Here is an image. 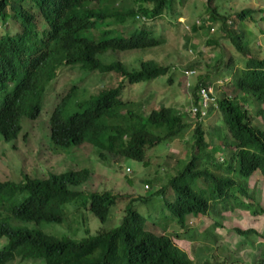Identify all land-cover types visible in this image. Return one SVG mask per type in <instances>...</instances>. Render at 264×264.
Listing matches in <instances>:
<instances>
[{
	"label": "trees",
	"instance_id": "1",
	"mask_svg": "<svg viewBox=\"0 0 264 264\" xmlns=\"http://www.w3.org/2000/svg\"><path fill=\"white\" fill-rule=\"evenodd\" d=\"M182 1L0 0V23L9 28L6 45L0 42V132L5 139L19 136L22 117L40 115L42 94L52 84L56 103L50 140L58 149L90 144L101 159L113 154L146 166L152 162L147 160L149 149L178 140L190 155L188 160L166 157L160 166L174 170L167 183L133 198L121 223L110 229L104 225L113 207L127 197L112 191L86 196L80 188L91 177L87 168L52 172L43 179L25 172L4 178L0 264H245L219 239L228 226L226 215L239 210L252 218L264 215L261 199L251 189L252 178L259 184L257 172L264 180V53L250 38L257 33L258 11L235 10L231 0L203 2L202 22L191 26L194 32H206L202 61L194 64L204 71L190 87L194 123L175 104L150 106L163 98L157 101L160 93L154 85H181L173 64L145 59L128 66L105 59L108 52L168 43L167 26L175 24V6ZM159 24H165L166 36ZM186 38L188 46L195 36ZM68 68L83 76L116 74L117 85L99 89L97 95L76 82L67 81L60 89ZM185 71L197 73L192 67ZM202 89L214 101L205 115H194V107L202 108ZM74 107L78 110L71 111ZM211 115L222 119L224 127L214 126L215 120L205 128L204 118ZM138 204L145 209L136 208ZM83 211L99 220L97 232L87 221L80 222ZM70 217L78 226L66 233L56 229ZM194 219L208 224L191 226ZM234 230L239 236L255 232ZM175 240H199L194 258Z\"/></svg>",
	"mask_w": 264,
	"mask_h": 264
},
{
	"label": "rangeland",
	"instance_id": "2",
	"mask_svg": "<svg viewBox=\"0 0 264 264\" xmlns=\"http://www.w3.org/2000/svg\"><path fill=\"white\" fill-rule=\"evenodd\" d=\"M204 1L183 0L176 4L175 7L178 13L175 16V24L167 26L171 37L168 43L154 49L108 52L105 54L107 61H121L128 66H138L139 62L145 59H155L161 64H173L178 70V80H181V85L175 89H171L169 86H164L163 84L154 85L153 89H157L158 93H160L157 96V101L163 98L155 104H150V106L154 107L156 104L162 105L163 102L175 104L182 111H187L193 123L196 121V118L190 114L193 107L189 103L191 101L190 87L195 82L197 75L204 71L203 67H196L194 64L202 61L201 54L205 49L206 32L201 30L194 32L191 26L194 23H197V25L201 24L202 20L199 17L204 13ZM230 6L238 11L245 8H253L258 11L257 33L251 34L250 38L258 42L263 48L264 53V0H231ZM164 25L159 24L158 27L161 29L162 35L166 36ZM6 27L5 24H2L0 33H4ZM186 36L190 38L195 36V39L190 40L188 46H185ZM188 67H192L197 73L195 75L188 74V71H185ZM65 74L59 86L60 89H63V85L67 81L69 83L76 82L84 91L97 95L99 89L110 85H117L116 74L102 75L98 72H93L83 76L82 71L79 69L71 70V68H68ZM51 91L49 89L48 93ZM214 92L217 95L216 90ZM55 95L54 91L49 95L45 94L42 112L36 120L22 117V130L17 139L6 141L0 134V179H7V177L14 174L20 177L24 172L31 173L33 177L36 176L43 179L52 172L61 173L72 169L87 168L91 171V177L80 188L86 196L93 192L112 191L114 194L120 193L127 197L124 200L122 199L117 206L113 207L109 220L104 225L107 229H110L121 223L122 212L126 208V205L133 201V198L137 199L138 195L148 196L150 193L157 191L161 185L167 183L170 173H173L174 170L160 166V163L166 157L172 155L173 158H176V155H181L182 159L185 160H188L190 157L187 152V146L179 144L178 140H173L169 143L163 142L149 149L147 160H152V162L146 166L142 162L113 154H107L106 159H101L90 144L70 148H55L51 146L49 122L54 104L56 103L54 102ZM137 96L138 94L135 97ZM147 100L146 98L142 102L146 104ZM75 110H78V108L74 107L71 111ZM215 120L216 115L205 117L203 121L205 128L211 127L212 122ZM216 125L224 127L223 120H216L214 126ZM27 133L29 135V142H26L28 141L27 139L24 142H20L17 146L19 150L16 149L15 144L23 141ZM188 138L189 136L185 139ZM190 149L191 147L189 146V151ZM158 171L160 173H157ZM167 171L168 173H164ZM257 175L260 179L259 184L255 186L254 178H252L251 189L257 192L264 207V180L259 172L255 174L256 179ZM147 181H151L150 185ZM136 208L142 210L145 209V205L138 204ZM224 218L227 219L228 226L226 227V231L222 232V237L220 236V245L226 247L233 258L245 264L262 262L264 259V237L262 236L264 231V215L252 218L244 210H239L232 212V215H226ZM79 219L81 223L87 221L92 233L97 232L102 226L99 220L89 211L81 212ZM207 224L208 222L205 220L200 223L194 219L191 226L198 225L201 228V226H206ZM76 226L78 225H75L73 219L70 217L67 223L57 226L56 229L62 233H66ZM236 227L241 229L254 228L255 232L247 236H239L236 230H234ZM80 228H82L83 233L84 226L80 225ZM175 242L179 247L186 250L190 257L194 258V248L200 241L195 240L194 243H188L185 240H175ZM14 264L39 263H21L16 261Z\"/></svg>",
	"mask_w": 264,
	"mask_h": 264
},
{
	"label": "clouds",
	"instance_id": "3",
	"mask_svg": "<svg viewBox=\"0 0 264 264\" xmlns=\"http://www.w3.org/2000/svg\"><path fill=\"white\" fill-rule=\"evenodd\" d=\"M2 24H4V23H0V28H1ZM5 26H7V25L5 24ZM4 30H5L4 33H0V42H4V44L6 45V43H7V41H8V39L6 38V36L8 35L9 28L6 27ZM9 33H12V32H9ZM191 72H192V71H191ZM191 72H189L188 74H190V75H194V73H191ZM52 87H53L52 84H48V85H47V88H46L47 91L43 92V94H42V95H43V99H41V101L44 102V97H45V94H46V93H47V95H49L50 93L53 92ZM49 89L52 90V91L48 93ZM43 102L41 103L42 108H43ZM40 107H41V106H40ZM41 112H42V110H41ZM40 114H41V113H40ZM39 116H40V115H38L37 118H38ZM37 118H36V119H37ZM36 119H34V120H36ZM21 130H22V126H21ZM20 132H21V131H20ZM0 134H1L2 138H3L4 140H6V141L15 140V139L18 138V136H17V138H15V139H9V140H8V139H5V138H4V135H3L1 132H0ZM28 138H29V135H28V133H27V134L24 136L23 141H19V142H17V143L15 144L16 149H18L17 146H18V144H19L20 142H24L26 139L29 141ZM51 146H53V145H51ZM53 147H55V146H53ZM55 148H57V147H55ZM18 150H19V149H18ZM21 156H22V155H21ZM2 180H4V179H0V181H2Z\"/></svg>",
	"mask_w": 264,
	"mask_h": 264
},
{
	"label": "built area",
	"instance_id": "4",
	"mask_svg": "<svg viewBox=\"0 0 264 264\" xmlns=\"http://www.w3.org/2000/svg\"><path fill=\"white\" fill-rule=\"evenodd\" d=\"M191 73H194V72H191ZM201 95H202V101L199 104L202 105V108L200 109V108L194 107L192 110L194 112V115H196L199 111H201L202 115H205L208 110V105L210 104V102L214 101V99L209 95V93L206 90L202 89Z\"/></svg>",
	"mask_w": 264,
	"mask_h": 264
}]
</instances>
